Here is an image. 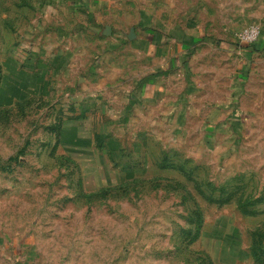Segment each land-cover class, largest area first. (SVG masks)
Here are the masks:
<instances>
[{"label": "rangeland", "instance_id": "374dc122", "mask_svg": "<svg viewBox=\"0 0 264 264\" xmlns=\"http://www.w3.org/2000/svg\"><path fill=\"white\" fill-rule=\"evenodd\" d=\"M0 264H264V0H0Z\"/></svg>", "mask_w": 264, "mask_h": 264}, {"label": "built area", "instance_id": "2783aa9c", "mask_svg": "<svg viewBox=\"0 0 264 264\" xmlns=\"http://www.w3.org/2000/svg\"><path fill=\"white\" fill-rule=\"evenodd\" d=\"M259 35V28L249 27L240 34L239 39L243 43H253L258 39Z\"/></svg>", "mask_w": 264, "mask_h": 264}]
</instances>
